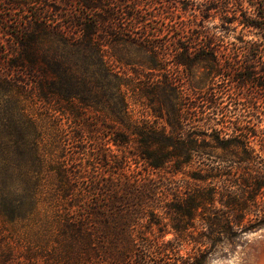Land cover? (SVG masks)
<instances>
[{"label":"trees","instance_id":"trees-1","mask_svg":"<svg viewBox=\"0 0 264 264\" xmlns=\"http://www.w3.org/2000/svg\"><path fill=\"white\" fill-rule=\"evenodd\" d=\"M230 1L206 11L231 12L229 23L240 20L264 36V7L251 2L257 12L253 18L243 10L244 0H233L232 8ZM140 3L0 0L19 16L17 25L0 30V216L9 223L54 225L52 247H38L44 261L23 259L9 248L0 264H208L220 246H234L264 227V131L248 128L230 138L218 130L190 133L175 114L167 120L171 130L166 133L147 120L135 122L129 113L130 76L106 59L116 60L113 51L120 42L143 53L159 48L149 33L125 25L128 20L145 23L138 15ZM195 33L166 44L181 56L177 63L189 68L195 64L192 53L209 57L221 49L209 30ZM250 49L245 67L226 69L227 77L263 88L261 45ZM209 64L214 78L226 75L221 61ZM107 99L115 102L114 114H102ZM58 108L66 123L56 114ZM87 110L111 126L109 135L119 150L137 138L135 150L120 157L97 148L90 159ZM205 137L213 138L211 148L223 153L204 173L193 172L194 187L181 193L178 186L171 199L142 172L129 170L132 160L144 171L172 163L181 170L196 156H211ZM97 166L110 168L111 174H91ZM167 234L173 240H164ZM184 245L193 247L187 256L181 254Z\"/></svg>","mask_w":264,"mask_h":264},{"label":"rangeland","instance_id":"rangeland-1","mask_svg":"<svg viewBox=\"0 0 264 264\" xmlns=\"http://www.w3.org/2000/svg\"><path fill=\"white\" fill-rule=\"evenodd\" d=\"M216 2L224 4V0H141L138 15L145 23L134 25L130 20L125 21L127 29L132 30L134 27L138 32L149 33L151 44L159 46L156 51L143 53L134 46L120 42L115 45L113 51L116 60L106 59L121 75L125 72L130 76L133 92L129 95V113L135 122L147 120L169 133L171 128L167 123L168 118L179 114L185 132L210 134L218 130L222 137L230 138L248 128H253L257 132L264 131V87L230 82L227 77L230 72L226 70L231 67L235 69L245 67V60L252 50L250 48L256 44L261 45L263 52L261 60H264V36L260 30L245 27L240 20L229 23L234 20L231 12L226 14L216 9L206 11ZM230 2L227 5L232 8L233 0ZM251 2L262 8L264 0L243 1V10L248 16L255 18L257 12ZM29 10L35 12L36 6L30 5ZM237 17L242 19L239 15ZM18 22L19 16L10 14L8 7L1 4L0 30L9 28V25H17ZM193 30L198 33L209 30L221 49L213 55L210 52L209 57L192 53L189 58L195 64L189 68L177 63L181 56L178 57L173 46L166 44H172L179 36L188 38L193 33L196 34ZM214 59L221 61L226 73L224 77H213L209 62ZM262 70L264 64L258 67L259 72ZM143 88L146 90L144 94L141 92ZM212 100H217V104ZM114 104L115 102L112 104L107 99V109L102 114H114L112 111ZM57 110L56 114L66 123V115H60L62 108ZM85 114L88 138H93L92 143L89 140L90 143L87 144L88 147L86 146L90 159L97 148L110 150L112 154L120 157L124 151L129 153L135 150L137 138L129 148L119 150L113 145L109 135L111 126L108 125L107 128L106 122L102 119L96 120V113L93 111L87 110ZM114 128L117 129L116 126ZM203 144L211 156H196L191 164L183 166L181 170L172 163L162 169L144 171V166L136 160L129 163V170L142 172L144 176L153 180L154 184L159 185L160 190L166 195L175 192L178 186H180L178 192L184 193L189 185L194 187L197 184L191 178L193 172L199 173L203 170L201 172L204 173L216 162L215 156L223 153L221 149L211 148L216 146L213 138L205 137ZM253 146L259 150L257 141ZM90 173L109 176L111 171L108 167L97 166L92 168ZM119 177L117 172L114 178L118 180ZM53 191L49 189L50 194ZM171 198L173 195L169 196V199ZM53 226L51 221L42 226L39 222L9 223L0 216V261L6 255L3 250L9 248L23 259L28 255L42 260L38 247L43 245L52 247ZM173 237L172 234H167L164 240H173ZM192 248L184 245L181 254L187 256ZM208 264H264V227L240 237L234 246L229 244L220 246L210 256Z\"/></svg>","mask_w":264,"mask_h":264}]
</instances>
